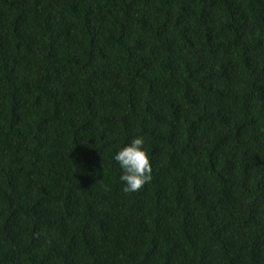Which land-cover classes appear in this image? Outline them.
Here are the masks:
<instances>
[{
	"label": "trees",
	"instance_id": "16d2710c",
	"mask_svg": "<svg viewBox=\"0 0 264 264\" xmlns=\"http://www.w3.org/2000/svg\"><path fill=\"white\" fill-rule=\"evenodd\" d=\"M0 264H264V0H0Z\"/></svg>",
	"mask_w": 264,
	"mask_h": 264
},
{
	"label": "clouds",
	"instance_id": "9594fccd",
	"mask_svg": "<svg viewBox=\"0 0 264 264\" xmlns=\"http://www.w3.org/2000/svg\"><path fill=\"white\" fill-rule=\"evenodd\" d=\"M112 159L121 170L119 179L122 191L125 193L138 192L151 181L152 168L143 136L134 137L127 144L119 147Z\"/></svg>",
	"mask_w": 264,
	"mask_h": 264
}]
</instances>
